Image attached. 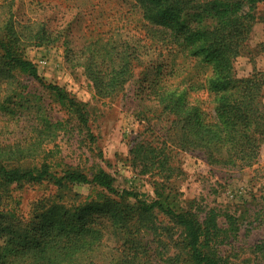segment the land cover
I'll list each match as a JSON object with an SVG mask.
<instances>
[{"label":"trees","instance_id":"16d2710c","mask_svg":"<svg viewBox=\"0 0 264 264\" xmlns=\"http://www.w3.org/2000/svg\"><path fill=\"white\" fill-rule=\"evenodd\" d=\"M263 1L130 0L129 11L101 7L76 48L63 41L66 60L83 66L99 97L120 92L139 67L141 102L167 120L163 142L142 138L130 148L131 164L140 173L171 177L169 141L202 151L214 165L243 169L258 161L264 77L258 72L238 77L234 63ZM29 33L17 28L11 13L0 19V264H84L95 257L148 264L153 254L164 264H238L221 250L239 231L234 214L214 206H172L162 182L153 197L144 198L118 188L101 168L92 175L71 166L52 171L46 148L63 120L51 118L42 96L26 91L22 77L39 82L63 108L78 111L82 123L87 119L80 103L47 83L25 54L26 40L49 45L60 33L44 26ZM45 180L65 194L54 195L43 216L18 220L8 206V187ZM78 184L100 190L78 204L56 200L70 197L76 203L82 196L71 191Z\"/></svg>","mask_w":264,"mask_h":264},{"label":"rangeland","instance_id":"374dc122","mask_svg":"<svg viewBox=\"0 0 264 264\" xmlns=\"http://www.w3.org/2000/svg\"><path fill=\"white\" fill-rule=\"evenodd\" d=\"M101 7L110 12H122L129 11L132 5L130 0H0V19L11 13L15 25L25 36L42 26L60 33L58 41L49 45L26 40L25 54L37 65L39 75L47 83L63 88L80 103L79 108L87 119L86 124L82 123L78 111L63 108L39 82L22 77L26 91L42 96L51 118L63 120L58 135L46 148L52 171L59 173L71 166L92 175L101 168L114 177L118 188L134 190L144 198L153 197L156 184L162 182L164 186L160 183V190L168 195L172 206H214L222 213L234 214L239 219V231L221 250L238 264H264V248L262 251L258 247L264 242V142L258 161L240 169L211 164L202 151L183 150L169 141L167 150L174 167L171 177L140 173V168L131 164L130 148L142 138L156 144L163 142L167 120L149 112L141 102L139 67L120 92L112 97H99L83 66L66 60L63 41H68L70 48H76L81 42L78 37L84 35L86 25L97 21ZM234 67L238 77L253 72L264 77V1L255 10L251 33L243 42ZM41 162L40 157L35 161L38 165ZM60 190L46 180L13 184L8 187V206L17 211L18 220H30L48 212V205L55 199L53 196L65 194ZM98 190L97 186L78 184L71 191L82 196L76 203L70 197L56 200L66 205L78 204L92 198ZM224 220L221 216V225L227 228ZM173 231L176 236L177 231ZM157 258L153 254L148 264H164ZM92 260L84 264H112L104 257Z\"/></svg>","mask_w":264,"mask_h":264},{"label":"built area","instance_id":"2783aa9c","mask_svg":"<svg viewBox=\"0 0 264 264\" xmlns=\"http://www.w3.org/2000/svg\"><path fill=\"white\" fill-rule=\"evenodd\" d=\"M43 62H45V61H43Z\"/></svg>","mask_w":264,"mask_h":264}]
</instances>
